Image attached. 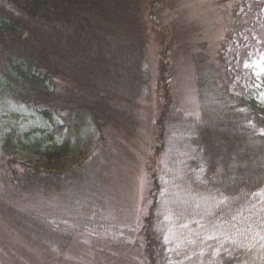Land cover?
I'll use <instances>...</instances> for the list:
<instances>
[{
    "label": "trees",
    "instance_id": "16d2710c",
    "mask_svg": "<svg viewBox=\"0 0 264 264\" xmlns=\"http://www.w3.org/2000/svg\"><path fill=\"white\" fill-rule=\"evenodd\" d=\"M236 5L219 45L203 41L190 54L198 113L188 115L164 93L163 62L150 86L139 0H0V98L51 124L36 141L47 152L39 163L13 155L28 133L2 137L0 225L60 257L75 230L95 223L112 130L132 132L134 102L153 89L161 161L134 244L150 264H264V104L250 90L255 76L239 67L263 51L264 0ZM257 80L264 91V73ZM91 128L93 147L63 159Z\"/></svg>",
    "mask_w": 264,
    "mask_h": 264
},
{
    "label": "rangeland",
    "instance_id": "374dc122",
    "mask_svg": "<svg viewBox=\"0 0 264 264\" xmlns=\"http://www.w3.org/2000/svg\"><path fill=\"white\" fill-rule=\"evenodd\" d=\"M239 1L139 0L150 86L154 85L163 62L171 77L164 93L185 114L198 113L190 54L203 41L211 49L219 45L224 18L232 14ZM262 10L264 18V5ZM239 67L243 77L250 72L255 76L250 90L257 101L264 104V91L257 80L264 73V48L261 54L243 58ZM133 107L135 129L132 132L113 129L116 142L108 147L109 156L102 159L101 200L96 204L95 223L75 230L68 248L58 258L55 254H43L38 247L24 243L0 225L1 264H150L141 244L135 245L133 241L140 239L139 227L150 202V170L161 161L160 155H154V123L159 110L154 90L149 95L139 96ZM54 121L60 123L58 118ZM10 128H15L17 133H28V147H18L13 153L17 159L30 164L46 159L47 152L40 150L44 143L38 146L36 141L44 135L40 129L50 130L49 121L29 106L0 98V143ZM97 136V130L91 128L90 140L84 139L62 158L70 159L72 155L91 149ZM209 138V149L216 147L217 159H221V141L213 135Z\"/></svg>",
    "mask_w": 264,
    "mask_h": 264
}]
</instances>
